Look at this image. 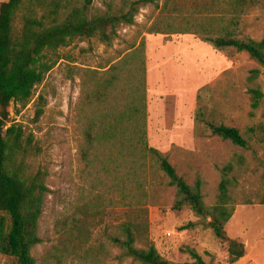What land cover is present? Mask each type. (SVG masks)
<instances>
[{
    "label": "rangeland",
    "instance_id": "rangeland-1",
    "mask_svg": "<svg viewBox=\"0 0 264 264\" xmlns=\"http://www.w3.org/2000/svg\"><path fill=\"white\" fill-rule=\"evenodd\" d=\"M89 7L105 9L103 0H93ZM158 12L154 5L142 6L134 24L121 26L110 45L96 38L76 39L58 49L57 63L37 89L36 97L42 93L47 101L43 115L36 119V97L18 114L12 109V118L33 133L41 148L27 158V173L47 171L50 189L39 221L42 242L32 250L37 264H141L123 256L108 239L121 221L138 214L145 215L149 240L170 264L192 261L188 248L207 262L229 264L226 245L192 209L173 207V187L158 186L143 203L130 197L120 200L116 192L103 189L101 170L82 158L83 75L104 70L141 41L149 143L166 154L190 183L201 178L209 205L216 201L220 181L231 180L235 210L226 228L247 246L246 255L234 264H264V204L259 203L264 194V67L246 52L227 55L196 34L148 33ZM245 34L264 37V6L248 15ZM254 69L259 70L255 78ZM252 89L261 92L257 102ZM199 92L211 117L238 128L248 147L213 135L197 123ZM0 264L10 261L0 254Z\"/></svg>",
    "mask_w": 264,
    "mask_h": 264
},
{
    "label": "trees",
    "instance_id": "trees-1",
    "mask_svg": "<svg viewBox=\"0 0 264 264\" xmlns=\"http://www.w3.org/2000/svg\"><path fill=\"white\" fill-rule=\"evenodd\" d=\"M92 1L0 3V254L10 264H37L32 250L42 242L39 221L50 190L47 171L27 173V158L37 155L41 148L33 133L12 118V109L18 114L36 97L39 85L57 63L58 49L76 39L96 38L110 45L121 26L134 24L142 6L154 5L159 12L148 33L196 34L227 55L246 52L264 67V37L255 39L245 34L246 18L256 6H264V0H103L105 9L99 10L89 7ZM104 67L83 75L86 91L80 106L84 112L81 155L101 170L103 189L116 192L120 200L130 197L143 203L158 186L173 187V207H190L200 223L226 245L227 262H238L246 255L247 246L231 237L226 228L235 210L231 180L220 181L216 201L209 205L204 200L201 178L190 183L169 157L148 141L144 41ZM258 75V69L252 70V77ZM251 93L257 102L260 90L252 89ZM35 102L39 119L47 101L40 93ZM211 112L199 92L197 123L235 145L249 146L238 128L214 120ZM259 203L264 204V194ZM108 239L123 256L141 264H170L149 240L145 215L124 219ZM187 250L192 261L177 264H221L205 261L194 249Z\"/></svg>",
    "mask_w": 264,
    "mask_h": 264
}]
</instances>
